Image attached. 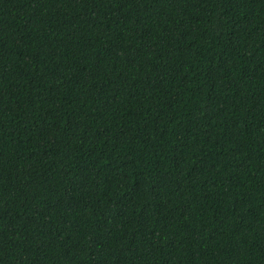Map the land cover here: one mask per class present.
Listing matches in <instances>:
<instances>
[{"label":"trees","instance_id":"16d2710c","mask_svg":"<svg viewBox=\"0 0 264 264\" xmlns=\"http://www.w3.org/2000/svg\"><path fill=\"white\" fill-rule=\"evenodd\" d=\"M0 264H264V0H0Z\"/></svg>","mask_w":264,"mask_h":264}]
</instances>
